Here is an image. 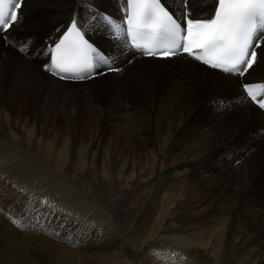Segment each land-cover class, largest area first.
<instances>
[{"label":"bare ground","instance_id":"6f19581e","mask_svg":"<svg viewBox=\"0 0 264 264\" xmlns=\"http://www.w3.org/2000/svg\"><path fill=\"white\" fill-rule=\"evenodd\" d=\"M162 1L171 11L179 14V0ZM213 2L214 0H190L192 14L195 17L209 15L214 11ZM95 6L118 22L124 19V0H95ZM87 7L84 0H22L19 22L11 29L9 36L15 41H27L30 45V53L19 54L18 44L12 47L0 40L1 170L5 169L4 171L12 176L13 171L11 172L10 169L15 167V161H19L12 158L14 146L17 150L28 149L25 144L27 143L37 158L43 153L40 151L42 146L38 143V135L35 138L32 132L23 131L25 123L36 122L37 119L24 117L20 121L21 108L30 105V99L41 98L43 108L56 110L52 113V117L57 120H65L67 113L71 110L75 114L74 120L77 123L87 115V110L91 109L88 107L85 113L80 112V105L82 103L86 105L87 97L97 100L98 92L105 93L103 98L106 99L104 107L108 110L107 112L117 114V118L131 113L144 125L153 122V130L148 138L139 131L138 133L133 131L129 132L131 135L126 141L128 145L131 144L133 155L138 156L141 153L145 155L146 152L151 155V152L163 150L167 156L171 157L169 166L164 171L168 178L161 185L170 183L175 200L181 199L191 204L192 215L205 221L206 229H204L207 234L209 254L215 253L212 256L218 259L220 255L216 251L223 244L225 253L221 257L223 259L228 257L229 263L239 260V257L228 251L241 244L236 241L237 231L233 229L234 223L236 224L241 218L242 222L246 221L244 224L248 231L255 233L256 262L263 263L264 112L249 100L246 93L242 92L240 88L242 78L199 64L181 54L165 60L145 57L130 49L127 42L122 39H114L115 33L100 21L92 23L86 29V38L113 57L121 73L118 71L92 76L95 80L61 79L53 76L44 69V64L50 63V57L46 56L44 51L63 36L67 30L66 25L70 23L73 16L79 15L87 21ZM130 51L134 54H129ZM101 71L104 69L102 68ZM162 71H167L170 80L168 90L176 89L168 91L169 93L181 92V89L185 93L186 89L197 83L201 84L202 90L205 87L208 90L211 89V95L206 98L205 107H202L201 112L205 116L202 115L204 118L201 121L189 125L181 115H178L175 120H168L164 114L167 112L164 105L167 106L168 97L158 103L155 111L153 110L154 116L149 118L145 110V102L142 103L133 95L129 77L133 75L141 80L147 73L154 75ZM242 82L264 83V59H260L254 65ZM148 105L151 106L149 103ZM158 114L164 115L160 129L155 126ZM196 114L198 115H194V118L200 116V111L196 110ZM222 121H228L231 125H236V128L220 131L218 123ZM131 126L133 127V124ZM241 127L248 128V131L237 133ZM37 133L38 130H35V134ZM160 142L166 143L165 147L159 148ZM4 174L0 172V264H36L37 261L30 260L26 244L31 241L30 239L37 237H39L38 242L47 247L44 249L48 253L47 259L45 258L48 264H71L75 259L59 253L58 250L50 249L47 238L42 236L46 230L43 225L45 214L41 209L43 205L37 206V213L34 210L31 212L34 216L41 218L40 223L33 226L32 230L13 224L12 219H17L13 215H10V221H5L6 218L2 212L4 206L10 212L16 213L14 202L16 197H20L21 203L25 201L31 204V201L24 194L17 196L12 179ZM18 177L21 178V176ZM185 182L194 186L190 187ZM232 186L236 189H230ZM180 191H183V196H179ZM5 193L10 195L7 196ZM233 193L236 199H233ZM243 194L250 196L253 206L243 204ZM227 198L231 201L228 206L224 204ZM226 215L229 217L228 222ZM28 230L42 235L35 236ZM98 262L100 264V261Z\"/></svg>","mask_w":264,"mask_h":264},{"label":"rangeland","instance_id":"374dc122","mask_svg":"<svg viewBox=\"0 0 264 264\" xmlns=\"http://www.w3.org/2000/svg\"><path fill=\"white\" fill-rule=\"evenodd\" d=\"M89 78L95 80L92 76ZM129 82L134 97L145 102L149 118L154 116L153 110L158 103L167 97L168 104L164 105L167 112L164 114L168 120H175L181 115L190 125L205 116L201 111L206 98L211 95V89L205 87L202 90L200 83L186 89L185 93L182 89L181 92L169 93L176 89L168 90L170 80L167 71L154 75L147 73L141 80L131 75ZM104 94L98 92L97 100L87 97L86 105H80V112L85 113L88 107L91 109L77 123L71 110L65 120L53 118L52 113L56 110L43 108V101L38 97L30 99V105L21 108L20 121L24 117L37 119L36 122L25 123L23 131L32 132L35 138L38 135L43 155L37 158L27 143L29 150H17L13 145L12 158L19 160L10 169L14 174L11 176L1 168L0 172H5L4 175L12 179L17 196L26 195L31 204L25 201L21 203L20 197H16V213L3 207L5 221H10V215H13L21 221L23 228L32 230L41 218L31 212L34 210L37 213V208L43 205L41 209L45 214L43 225L46 230L43 235L28 232L46 237L50 249L75 259L71 264H99L98 261L100 264H257L255 233L248 231L244 224L246 221L242 222L241 218L233 226L237 231L236 241L241 244L228 251L239 260L229 263L228 257L223 259V244L216 251L220 255L218 259L212 256L215 253L209 254L205 221L192 215L191 204L181 199L175 200L170 183L161 185L168 178L164 171L171 157L163 150L151 152V155L148 152L133 155L131 144L128 145L126 141L131 135L129 132L133 131H139L148 138L153 130V122L144 125L131 113L117 118V114L107 112L104 107ZM196 110L200 111V116L195 119L194 115H198ZM163 119L164 115H157L155 126L158 129ZM218 125L220 131L236 128L228 121ZM35 130H38L37 134ZM245 131L248 128L241 127L237 133ZM165 144L160 142L159 148L165 147ZM25 161L27 164H23ZM181 195H184L183 191H180ZM234 195L233 199H236ZM228 199L224 202L227 206L231 203ZM45 201L48 203L45 204ZM242 201L247 206H253L249 195L243 194ZM225 217L228 222V215ZM38 238L30 239L26 244L30 260L37 261L36 264H48L47 247L39 243Z\"/></svg>","mask_w":264,"mask_h":264},{"label":"snow or ice","instance_id":"6c2138e0","mask_svg":"<svg viewBox=\"0 0 264 264\" xmlns=\"http://www.w3.org/2000/svg\"><path fill=\"white\" fill-rule=\"evenodd\" d=\"M84 2L88 5L87 21L73 16L63 36L44 51L50 57L45 71L61 79L84 80L121 71L113 57L86 38V29L96 21L107 25L115 33L114 39L130 42L128 47L145 57L172 58L186 53L212 69L242 79L264 59V0H214V11L201 17L192 14L190 0H179L178 15L162 0H124V19L120 22L100 11L95 0ZM21 8L22 0H0V40L12 47L18 44L19 54H29L27 41L9 36L19 22ZM242 79V92L264 110V83H244ZM12 223L23 227L18 219Z\"/></svg>","mask_w":264,"mask_h":264}]
</instances>
